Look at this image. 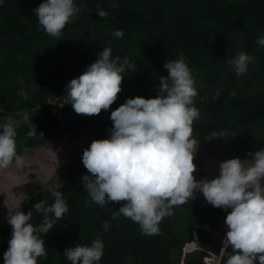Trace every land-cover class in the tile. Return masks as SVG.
<instances>
[{"label":"trees","instance_id":"obj_1","mask_svg":"<svg viewBox=\"0 0 264 264\" xmlns=\"http://www.w3.org/2000/svg\"><path fill=\"white\" fill-rule=\"evenodd\" d=\"M40 2L4 0L0 4V124L9 117L19 121L17 155L81 129L107 136L111 110L130 96H155L159 76L167 74L165 60L181 54L197 88L193 102L200 115L191 133L200 144L196 153L227 159L264 148V87L258 86L264 70L256 68H264V45L257 43L264 35V0H74L79 12L60 36L48 34L38 24L33 9ZM100 9L107 15L98 16ZM116 29L123 36H114ZM106 45L114 57L127 56L131 65L125 69L117 99L108 110L92 115L78 114L67 103L66 122L61 123L49 100L66 94V83ZM241 51L253 59L248 70L238 75L229 61ZM24 113L28 121L23 120ZM214 131L236 134L210 136ZM86 172L80 155L25 201L23 210L32 211L34 225L42 222L43 213L33 205L40 200L48 205L54 202L50 185H61L69 205L44 234L47 255L38 257L37 264H72L63 255L65 246L91 244L97 238L104 248L94 264H122L127 258L133 264H192L183 250L192 239V229L203 246L218 249L225 210L193 197L172 205L171 214L158 222L157 233L145 234L130 217L113 218L123 201L100 205L91 200L80 179ZM10 235L8 223L0 227V264Z\"/></svg>","mask_w":264,"mask_h":264},{"label":"clouds","instance_id":"obj_2","mask_svg":"<svg viewBox=\"0 0 264 264\" xmlns=\"http://www.w3.org/2000/svg\"><path fill=\"white\" fill-rule=\"evenodd\" d=\"M33 11L45 32L60 36L79 8L74 0H41ZM97 14L102 17L107 12L100 9ZM113 35L121 37L123 31L116 29ZM257 43L264 45V35L258 37ZM252 59L241 51L229 63L240 75L248 70ZM130 66L127 56L114 57L111 46H104L83 72L66 83L67 103L78 114L108 110ZM163 67L167 74L159 76L157 94L127 97L110 112L109 134L92 139L83 149L81 160L87 169L80 178L83 188L100 205L123 201L112 213L113 218L120 214L130 217L145 234L157 233L158 222L171 214V206L192 200L199 191L214 207L230 209L224 218L227 227L222 246L230 247L232 254L223 264H264V148L249 150L245 157L224 159L218 175L197 179L194 155L200 144L191 135L193 121L200 115L193 102L197 95L195 79L183 54L178 59L167 58ZM28 119L24 113L23 120ZM18 125L19 121L11 117L0 124V168L7 167L14 157L20 159L15 143ZM32 125L36 131L33 117ZM60 187L59 183L49 186L55 198L51 205L46 200L33 205L43 213L40 224L30 222L31 210L24 211L19 204L8 207L6 219L11 235L3 252V264H37L38 257L47 255L44 234L54 227L55 218L69 209ZM103 227L108 229L107 220ZM194 230L192 239L197 233ZM103 248V241L97 238L91 244L65 246L63 255L72 264H94L100 260ZM183 250L186 251L184 247Z\"/></svg>","mask_w":264,"mask_h":264},{"label":"water","instance_id":"obj_3","mask_svg":"<svg viewBox=\"0 0 264 264\" xmlns=\"http://www.w3.org/2000/svg\"><path fill=\"white\" fill-rule=\"evenodd\" d=\"M94 138L102 137L81 135L73 141L65 138L57 142H46L31 152L19 154V161L14 158L7 167L0 168V227L7 223L9 208L17 204L23 208L25 201L34 192L52 182L63 166L69 164L73 156L83 151L86 144ZM64 143L68 145L67 148L63 147ZM197 157L196 153L194 155L196 164L194 175L197 179L211 178L219 174V164L224 158L204 154L203 161L199 164ZM194 197L213 206L199 191L195 192ZM225 211H230V209Z\"/></svg>","mask_w":264,"mask_h":264},{"label":"flooded vegetation","instance_id":"obj_4","mask_svg":"<svg viewBox=\"0 0 264 264\" xmlns=\"http://www.w3.org/2000/svg\"><path fill=\"white\" fill-rule=\"evenodd\" d=\"M81 135H89V136H94V137H100V136H97L95 133L91 132L90 130L81 129V130H78V131H74L71 134L68 133L67 135H65L64 137H62L59 140H63L65 138H67L68 140L73 141L75 138H77L78 136H81ZM88 145H89V143L86 144V147ZM63 147L67 148L68 145L66 143H64ZM81 154H82V151H79L75 156H73V158H72V160H70V162H73V161L77 160L80 157ZM205 154H208V153H205ZM197 155H198L197 162L199 164H201L202 161H203V155L204 154L200 153V152H197ZM224 218L222 220V228H221L223 234H222V237L220 239V245H219L218 249L207 248V247L203 246V244L200 242V246L197 249L198 251H197L196 254H194V253L187 254V256H189L187 258V260L189 261L188 263H192V264H208V263H206V259H205L206 258V254L212 253L213 256H215V258L213 259L214 263L215 264H223L224 260L228 256V254L232 251V249L230 247L229 248H224L222 246L223 237H224V234H225V231H226V225L224 223Z\"/></svg>","mask_w":264,"mask_h":264},{"label":"built area","instance_id":"obj_5","mask_svg":"<svg viewBox=\"0 0 264 264\" xmlns=\"http://www.w3.org/2000/svg\"><path fill=\"white\" fill-rule=\"evenodd\" d=\"M53 100V101H52ZM50 104L52 105V111L55 117L63 124L66 122V117L64 114V108L68 102L67 94L59 95L58 97H53L49 100ZM235 132H227V131H214L210 134V136H233ZM227 227V226H226ZM195 233V230H194Z\"/></svg>","mask_w":264,"mask_h":264},{"label":"rangeland","instance_id":"obj_6","mask_svg":"<svg viewBox=\"0 0 264 264\" xmlns=\"http://www.w3.org/2000/svg\"><path fill=\"white\" fill-rule=\"evenodd\" d=\"M256 68L259 69V70H264V68H261V66H258V65H257ZM261 83L262 84L261 85H258V86H261V87L263 86L264 87V79H262ZM253 88H251V89H253ZM246 90H249V89H246ZM56 97H58V95ZM214 258H215V256H213L212 253L206 254V258H205L206 259V263H208V264H215L214 263V260H213ZM122 264H133V261L131 260V258H127L124 262H122Z\"/></svg>","mask_w":264,"mask_h":264},{"label":"bare ground","instance_id":"obj_7","mask_svg":"<svg viewBox=\"0 0 264 264\" xmlns=\"http://www.w3.org/2000/svg\"><path fill=\"white\" fill-rule=\"evenodd\" d=\"M196 234H195L193 240H191L188 243H186V245H185V249L186 250L193 251V250L199 248L198 246L200 245V243H199V240H198V236Z\"/></svg>","mask_w":264,"mask_h":264},{"label":"crops","instance_id":"obj_8","mask_svg":"<svg viewBox=\"0 0 264 264\" xmlns=\"http://www.w3.org/2000/svg\"><path fill=\"white\" fill-rule=\"evenodd\" d=\"M191 240H193V239H191ZM190 240V241H191ZM188 243V242H187ZM184 249H185V246H184ZM197 249H195V250H193V251H188V250H186L185 252L187 253V254H189V253H194V254H196L197 253Z\"/></svg>","mask_w":264,"mask_h":264}]
</instances>
